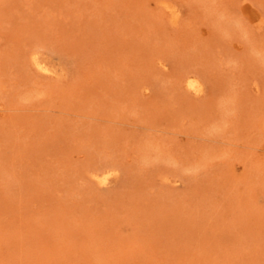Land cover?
Instances as JSON below:
<instances>
[{"label":"rangeland","instance_id":"1","mask_svg":"<svg viewBox=\"0 0 264 264\" xmlns=\"http://www.w3.org/2000/svg\"><path fill=\"white\" fill-rule=\"evenodd\" d=\"M0 264H264V0H0Z\"/></svg>","mask_w":264,"mask_h":264},{"label":"bare ground","instance_id":"2","mask_svg":"<svg viewBox=\"0 0 264 264\" xmlns=\"http://www.w3.org/2000/svg\"><path fill=\"white\" fill-rule=\"evenodd\" d=\"M171 1V0H169ZM167 2V1H166ZM164 3V2H163ZM171 3V2H170ZM173 4V3H172ZM165 5V4H163ZM168 6H171L173 7L171 4L168 3ZM167 6V7H168ZM177 6H175L176 8ZM174 10V9H173ZM178 10V9H177ZM181 10V9H180ZM179 11V10H178ZM175 12V11H174ZM179 13V12H178ZM181 13V12H180ZM174 16V15H173ZM176 16H178L176 14ZM175 18V17H174ZM173 19V18H172ZM174 20V19H173ZM35 62L38 64V66L42 69H45V70H51L52 67L51 65L49 66L48 64H46L42 59H40L39 57L35 56ZM198 74V73H197ZM199 76V75H198ZM203 79V78H202ZM187 84L193 88L194 90L196 91H200L202 90V83L200 81V79L196 76V75H193V74H189L187 76ZM107 165H105V167H103L102 169L99 168L100 170L99 171H95L96 173H94V175H96L99 179L100 182H108L111 180V178L116 174V168L115 166L114 167H106ZM118 173V171H117Z\"/></svg>","mask_w":264,"mask_h":264}]
</instances>
